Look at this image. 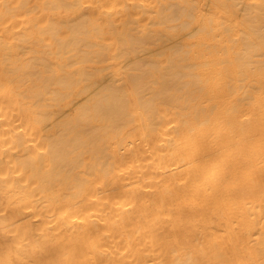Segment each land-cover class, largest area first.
<instances>
[{
	"label": "bare ground",
	"instance_id": "6f19581e",
	"mask_svg": "<svg viewBox=\"0 0 264 264\" xmlns=\"http://www.w3.org/2000/svg\"><path fill=\"white\" fill-rule=\"evenodd\" d=\"M0 264H264V0H0Z\"/></svg>",
	"mask_w": 264,
	"mask_h": 264
}]
</instances>
